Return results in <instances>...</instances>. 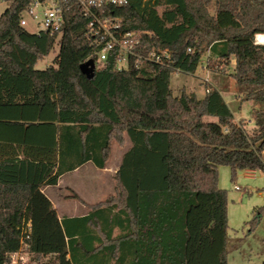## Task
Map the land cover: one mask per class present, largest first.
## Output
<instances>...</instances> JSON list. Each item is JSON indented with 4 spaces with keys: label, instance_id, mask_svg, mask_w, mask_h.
Here are the masks:
<instances>
[{
    "label": "trees",
    "instance_id": "obj_1",
    "mask_svg": "<svg viewBox=\"0 0 264 264\" xmlns=\"http://www.w3.org/2000/svg\"><path fill=\"white\" fill-rule=\"evenodd\" d=\"M4 1L0 264L22 242L38 263L52 255L49 264H227L218 167H229L232 179L242 170L264 173V44L254 39L264 34V0L107 6L121 30L138 37L122 70L116 52L96 62L99 48L77 4L64 11L59 35L49 36L19 24L32 0ZM56 44L53 64L36 69ZM152 52L159 61L148 59ZM203 57L212 73L230 76L236 98L251 105L250 121L236 119L210 83L202 98L183 88L173 94L171 74H194ZM86 61L89 74L80 70ZM125 137L130 147L114 173V194L82 216L59 219L43 186L86 162L104 168L112 142L122 146Z\"/></svg>",
    "mask_w": 264,
    "mask_h": 264
},
{
    "label": "rangeland",
    "instance_id": "obj_2",
    "mask_svg": "<svg viewBox=\"0 0 264 264\" xmlns=\"http://www.w3.org/2000/svg\"><path fill=\"white\" fill-rule=\"evenodd\" d=\"M7 6V1L0 0V14ZM158 11H161L160 7H158ZM28 21L27 30L31 31L34 22L31 19ZM58 51L59 46L56 44L49 55L38 60L34 67L44 69L53 64V59ZM205 61L206 57H203L201 67H198L196 74L188 75L178 71L171 74L170 87L173 94L177 95L183 88L187 92L203 96L207 86L202 79L207 76L209 83L223 95L235 118H244L250 121L251 105L247 102L240 103L236 98L230 76L212 73L204 68ZM204 120L214 121L215 118L207 116ZM251 126L252 122L246 125L247 128ZM128 145L126 138L122 146H119L115 141L112 142L105 164L106 169H112L119 163L120 154ZM85 171L82 167L77 172L64 174L62 186L59 189L53 188L54 193H50L48 190L45 192L50 197L56 198L57 196L59 202H64L62 205L70 204L74 213L86 212L87 206L77 200L75 196L78 194L87 202L97 201L112 192L114 182L110 174L103 170H97L90 166ZM231 177L229 167H218L217 186L226 190L227 195V264H262L264 260V212H259L258 208L264 204V173L242 170L237 171L233 179ZM254 218H256V222L252 224ZM52 259L53 257L49 255L38 263L23 250L16 257L14 256L13 262L11 261L9 264H49Z\"/></svg>",
    "mask_w": 264,
    "mask_h": 264
},
{
    "label": "built area",
    "instance_id": "obj_3",
    "mask_svg": "<svg viewBox=\"0 0 264 264\" xmlns=\"http://www.w3.org/2000/svg\"><path fill=\"white\" fill-rule=\"evenodd\" d=\"M125 3L126 0H32L28 8L23 11L19 24L27 28L28 19H31L34 26L29 32L58 36L64 23V11L70 9L73 4H77L82 15L89 18L88 32L93 37V45L99 48L96 53V62L102 63L109 53L116 52V69L122 70L128 66L129 56L133 54L138 37L133 32L121 30L120 19L104 11L107 6L119 7ZM161 55L169 58L167 50L161 51ZM148 59L159 61L160 57L152 52ZM202 80L209 84L207 76ZM209 90L210 86H207L205 92ZM25 236L28 238V235ZM26 248L27 244L22 242L20 250L9 255L10 262H13V257L25 251Z\"/></svg>",
    "mask_w": 264,
    "mask_h": 264
},
{
    "label": "crops",
    "instance_id": "obj_4",
    "mask_svg": "<svg viewBox=\"0 0 264 264\" xmlns=\"http://www.w3.org/2000/svg\"><path fill=\"white\" fill-rule=\"evenodd\" d=\"M259 35H261V36H263V39H262V41H259V39H258V36ZM255 43H257V44H264V34H256L255 35ZM232 63H234V61H232ZM194 74H196V73H194ZM196 94V93H195ZM196 96L198 97V98H202L203 96H198L197 94H196ZM227 102V101H226ZM126 139H127V137H125ZM128 140V139H127ZM128 143H129V145L125 148V150H123L122 151V153L120 154V159H119V163H117V165L114 167V168H112V169H106L105 167L104 168H98V167H96V166H94L92 163H90V162H86V163H84V164H82L81 166H79V167H77V168H75L74 170H72V171H70V172H77V171H79L80 170V168H82V167H84V172H86L85 170L86 169H89L90 168V166H92L93 168H95V169H97V170H103L104 172H108L109 174H110V176L112 177V179H113V182H114V173L116 172V170L118 169V167H119V164H120V162H121V158H122V156H123V154H124V152L130 147V141L128 140ZM66 173H69V172H66ZM66 173H64V174H66ZM64 174H62L61 176H59V178H58V180H57V183L55 184V185H46V186H43V188H42V192H44L45 194H46V196L49 198V200H50V202H51V204H52V206L54 207V209H55V211H56V214H57V216H58V218L59 219H61V218H63V217H74V216H82V215H84V214H86L88 211H89V205H92V204H96V203H98V202H100V201H102L103 199H105V198H107L108 196H110V195H113L114 194V192H115V182H114V185H113V187H112V192L109 194V195H107V196H105L104 198H101V199H99V200H97V201H94V202H87V201H85V199L84 198H82L81 196H79L77 193V200H79L81 203H84L86 206H87V210H86V212H83V213H80V214H78V213H74V212H72V208H71V205L70 204H65V205H62L64 202H62V201H60L59 202V198L56 196V198H53V197H50L45 191H50V193H54L53 192V188H56V189H59L61 186H62V184H61V182L63 181V176H64ZM86 174V173H85ZM89 174V173H88ZM66 186H68V185H66ZM70 187V186H69ZM58 193V192H57ZM53 199H55V200H53ZM55 203H57V204H55ZM73 209H76V208H73ZM50 256H52V255H50ZM53 257V256H52Z\"/></svg>",
    "mask_w": 264,
    "mask_h": 264
},
{
    "label": "water",
    "instance_id": "obj_5",
    "mask_svg": "<svg viewBox=\"0 0 264 264\" xmlns=\"http://www.w3.org/2000/svg\"><path fill=\"white\" fill-rule=\"evenodd\" d=\"M92 65L93 64L91 63V61L84 62L83 64L80 65L81 72L82 73H85V74H89Z\"/></svg>",
    "mask_w": 264,
    "mask_h": 264
},
{
    "label": "bare ground",
    "instance_id": "obj_6",
    "mask_svg": "<svg viewBox=\"0 0 264 264\" xmlns=\"http://www.w3.org/2000/svg\"><path fill=\"white\" fill-rule=\"evenodd\" d=\"M258 39H259V41H262L263 36L259 35V36H258Z\"/></svg>",
    "mask_w": 264,
    "mask_h": 264
}]
</instances>
